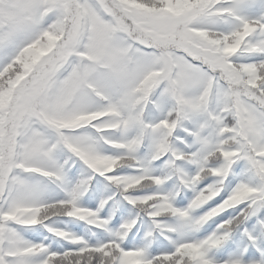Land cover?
Returning <instances> with one entry per match:
<instances>
[{"label":"snow or ice","instance_id":"1","mask_svg":"<svg viewBox=\"0 0 264 264\" xmlns=\"http://www.w3.org/2000/svg\"><path fill=\"white\" fill-rule=\"evenodd\" d=\"M0 264H264V0H0Z\"/></svg>","mask_w":264,"mask_h":264}]
</instances>
